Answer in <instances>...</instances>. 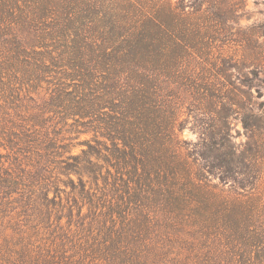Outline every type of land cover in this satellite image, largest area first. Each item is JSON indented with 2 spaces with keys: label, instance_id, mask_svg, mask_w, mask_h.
I'll return each mask as SVG.
<instances>
[{
  "label": "trees",
  "instance_id": "obj_1",
  "mask_svg": "<svg viewBox=\"0 0 264 264\" xmlns=\"http://www.w3.org/2000/svg\"><path fill=\"white\" fill-rule=\"evenodd\" d=\"M185 26L167 0H0V264H264L253 199L182 151V110L217 98Z\"/></svg>",
  "mask_w": 264,
  "mask_h": 264
},
{
  "label": "rangeland",
  "instance_id": "obj_2",
  "mask_svg": "<svg viewBox=\"0 0 264 264\" xmlns=\"http://www.w3.org/2000/svg\"><path fill=\"white\" fill-rule=\"evenodd\" d=\"M167 1L174 8L177 28H188L195 80L217 89L215 104L205 100L182 110L176 125L182 151L193 174L213 190L230 199H253L248 224L256 245L264 241V0ZM4 145L0 141V165L6 168L12 154ZM228 148L235 150L234 168L222 163ZM78 152V147L73 149ZM59 186L69 192V187ZM57 195L64 197L63 192Z\"/></svg>",
  "mask_w": 264,
  "mask_h": 264
}]
</instances>
